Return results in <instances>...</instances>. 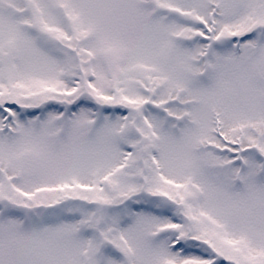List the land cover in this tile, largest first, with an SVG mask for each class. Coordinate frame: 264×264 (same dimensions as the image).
Returning a JSON list of instances; mask_svg holds the SVG:
<instances>
[{
	"label": "snow or ice",
	"instance_id": "1",
	"mask_svg": "<svg viewBox=\"0 0 264 264\" xmlns=\"http://www.w3.org/2000/svg\"><path fill=\"white\" fill-rule=\"evenodd\" d=\"M0 264H264V0H0Z\"/></svg>",
	"mask_w": 264,
	"mask_h": 264
}]
</instances>
